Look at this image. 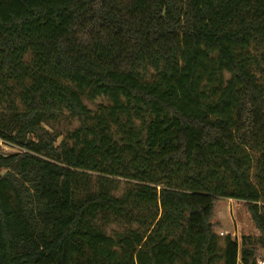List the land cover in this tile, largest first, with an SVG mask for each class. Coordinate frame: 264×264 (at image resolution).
Returning <instances> with one entry per match:
<instances>
[{"label": "trees", "instance_id": "16d2710c", "mask_svg": "<svg viewBox=\"0 0 264 264\" xmlns=\"http://www.w3.org/2000/svg\"><path fill=\"white\" fill-rule=\"evenodd\" d=\"M262 62L264 0H0V264H256Z\"/></svg>", "mask_w": 264, "mask_h": 264}, {"label": "rangeland", "instance_id": "374dc122", "mask_svg": "<svg viewBox=\"0 0 264 264\" xmlns=\"http://www.w3.org/2000/svg\"><path fill=\"white\" fill-rule=\"evenodd\" d=\"M262 69H264V62L261 63L258 70V75L264 81V71ZM85 103L92 111H97L102 105H106L108 102L104 98H97L92 101L85 99ZM79 125L80 123L78 120L65 118L55 124L54 128L60 133H66L68 131H74ZM15 151H17L16 147L0 140V152L10 153ZM215 206L213 222L215 224V232L218 235H220V232H224V236L230 235L232 238L237 239L239 243H241L243 235H251L254 237L259 235V230L251 219L247 203L234 199L222 198L216 202ZM125 226L126 225L114 224L110 228V233L114 230L121 231ZM133 228H136V224L133 225ZM259 256H264V247L262 246H259L257 249L256 260ZM239 264L241 263L239 262Z\"/></svg>", "mask_w": 264, "mask_h": 264}, {"label": "built area", "instance_id": "2783aa9c", "mask_svg": "<svg viewBox=\"0 0 264 264\" xmlns=\"http://www.w3.org/2000/svg\"><path fill=\"white\" fill-rule=\"evenodd\" d=\"M220 235H221V236H224L225 233H224V232H220ZM256 264H264V256H263V257H262V256H259V257L257 258V260H256Z\"/></svg>", "mask_w": 264, "mask_h": 264}]
</instances>
